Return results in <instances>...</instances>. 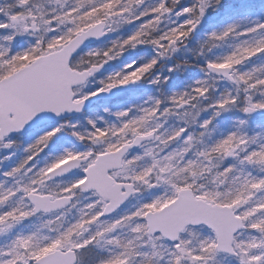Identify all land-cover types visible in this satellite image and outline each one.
<instances>
[{
    "label": "snow or ice",
    "instance_id": "1",
    "mask_svg": "<svg viewBox=\"0 0 264 264\" xmlns=\"http://www.w3.org/2000/svg\"><path fill=\"white\" fill-rule=\"evenodd\" d=\"M0 264H264V0H0Z\"/></svg>",
    "mask_w": 264,
    "mask_h": 264
}]
</instances>
